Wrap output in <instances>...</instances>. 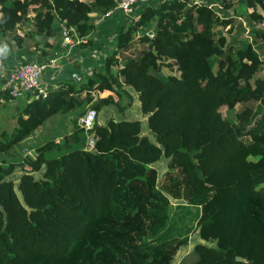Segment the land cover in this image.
<instances>
[{"label": "trees", "instance_id": "obj_1", "mask_svg": "<svg viewBox=\"0 0 264 264\" xmlns=\"http://www.w3.org/2000/svg\"><path fill=\"white\" fill-rule=\"evenodd\" d=\"M115 6L116 0H0V61L28 37L52 36L58 21L84 37L81 45L92 43L97 17ZM244 12L264 42V0H221V8L193 0L144 4L118 32L103 71L84 84L86 97L67 82L26 102L16 125L0 132V155L42 127L45 109L66 113L88 102L81 117L107 103L124 108L113 94H101L116 88L126 106L140 100L159 144L141 136L139 120L111 119L96 122L94 150L84 148L85 131L76 124L62 139L36 146L34 156L0 160V264H175L188 246L197 254L191 264H264L263 59L243 24H235ZM143 26L151 28L139 37L148 46L121 59ZM14 98L0 88V107ZM207 109L232 127L246 153L226 169L240 177L238 186L198 205L199 193L216 188L195 177L200 147H169L164 133ZM50 150L59 155L48 157Z\"/></svg>", "mask_w": 264, "mask_h": 264}, {"label": "crops", "instance_id": "obj_2", "mask_svg": "<svg viewBox=\"0 0 264 264\" xmlns=\"http://www.w3.org/2000/svg\"><path fill=\"white\" fill-rule=\"evenodd\" d=\"M193 1L207 2L217 7L221 3V0ZM143 6V4H139L132 17L124 15L119 10H114L110 15L105 16V18L98 16L96 19L97 30L92 35V43H84L81 46L72 47L69 51H67L64 42L66 30L63 23L59 21L55 24V32L52 36L39 35L28 37L21 49H17L16 46H12L13 49L10 50L6 48L8 58L5 63L2 62L0 64V82L2 84L0 88L4 89L8 72L22 61L55 56L59 58V66H50L44 71L42 75L43 84L48 89H53L68 82V84H73L72 90L74 92L79 90L76 92V96L86 97L88 89L84 88V84L89 80L94 71H103L106 56L114 49L118 32L129 22L128 19L140 17ZM5 68L8 71L6 70L4 72ZM116 91L117 93L105 90L101 94L102 96L113 94L116 100H121L124 108H119V106L113 103H107L98 112V123L106 124L111 119L114 121L124 119L139 120L142 127V131L140 132L141 136L147 134L152 142L159 144L155 140V135L152 133L151 127H149V114L143 112L140 100H135L131 105L128 104L126 106L128 103L126 94L120 88H116ZM19 97H22L25 99V102H28L30 100L29 98H32V95L27 94ZM86 103L88 102H84L78 105L77 108L66 113L49 112V109H45L46 118L42 127L37 129L23 142L29 141L28 143H33L36 147L46 140L62 139L66 134L73 131L76 124H79L80 115L87 106ZM16 121L15 119L13 120L14 126L16 125ZM48 152L50 155L52 153L55 154V150ZM163 157H161V161H163ZM180 258L175 264H179Z\"/></svg>", "mask_w": 264, "mask_h": 264}, {"label": "rangeland", "instance_id": "obj_3", "mask_svg": "<svg viewBox=\"0 0 264 264\" xmlns=\"http://www.w3.org/2000/svg\"><path fill=\"white\" fill-rule=\"evenodd\" d=\"M102 18H105V16ZM128 20L129 22L131 21V19ZM235 22V24H243L245 27L244 36L253 40L254 46L259 51L263 59V66L258 74L264 77V42L256 40L255 30L253 27H250L247 20V13L244 12L239 18H236ZM150 29L151 28L146 26L140 27V31L133 39V45L125 49L121 56L122 59L128 56H137L142 53L148 44L145 42L142 43L139 37L143 34V32ZM11 35L12 34L9 33L8 37L10 38ZM177 37V35H172L170 39L174 40ZM6 70L8 71V69L5 68L4 72H6ZM0 86H2L1 82ZM12 100L4 102L0 107V132L4 128L11 130L14 127L13 120H16L18 112L27 102H25V99L22 97H18L14 101ZM247 105H255V103L252 102ZM239 107H241V105ZM164 134H167V137L170 140L169 147L182 145L190 150L200 147L199 153L196 156L200 173H195V177L199 179L198 181L200 184V178L205 177V183L207 185L214 184L216 185V188L208 189L206 187L205 192L199 193V197L194 200V204H201L204 200L209 198L214 191H224L231 189L233 186H238L240 183V177L228 176L226 169L227 167L230 168L232 164L239 163L246 153L243 148L246 145L238 141L232 127L228 123L218 122L215 120L210 109L195 112L194 116L190 120L181 125H170L169 129ZM28 142L29 141L17 144L14 152L6 155H0V160L6 158L8 161H18L22 157L34 156L35 144ZM163 152H165L164 148ZM46 155L48 157L58 156L59 152L55 150V154L52 153L50 155V153L47 152ZM162 156L163 153L161 151V157ZM155 163L158 164L159 177H162L166 167V160H159ZM185 249L186 248H183L179 251L176 256V259L182 257L180 258L179 264H191L197 256L196 253H192L191 246H188L186 253L182 255V252Z\"/></svg>", "mask_w": 264, "mask_h": 264}, {"label": "built area", "instance_id": "obj_4", "mask_svg": "<svg viewBox=\"0 0 264 264\" xmlns=\"http://www.w3.org/2000/svg\"><path fill=\"white\" fill-rule=\"evenodd\" d=\"M152 1L154 0H116L115 8L109 10L104 16L110 15L114 10H119L124 15L132 17L139 4L144 5ZM219 8H221V3ZM83 40L84 37L79 36L74 28L66 30L64 42L67 51L72 47L81 46ZM58 59L53 56L22 61L8 72L4 88L8 89L12 97L30 94L35 98H46L49 89L43 84L42 75L48 67L59 66ZM97 114V110L90 107L79 119V124L85 131L84 148L87 150L96 149L97 135L95 132V124L97 122Z\"/></svg>", "mask_w": 264, "mask_h": 264}, {"label": "water", "instance_id": "obj_5", "mask_svg": "<svg viewBox=\"0 0 264 264\" xmlns=\"http://www.w3.org/2000/svg\"><path fill=\"white\" fill-rule=\"evenodd\" d=\"M1 63H2V62L0 61V64H1ZM237 259H238V260H243V261H246V260H247L246 258L241 257V256H238Z\"/></svg>", "mask_w": 264, "mask_h": 264}]
</instances>
